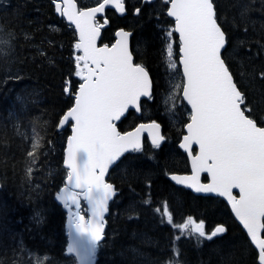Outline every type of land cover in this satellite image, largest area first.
I'll use <instances>...</instances> for the list:
<instances>
[{"label":"trees","instance_id":"trees-1","mask_svg":"<svg viewBox=\"0 0 264 264\" xmlns=\"http://www.w3.org/2000/svg\"><path fill=\"white\" fill-rule=\"evenodd\" d=\"M215 3L230 41L224 57L250 105L249 115L264 126V82L258 77L264 68V0ZM108 19L104 43L112 44L119 28L134 32L136 60L154 81V98L144 103L146 117L163 124L167 140L159 149L129 155L112 174L119 195L96 264H259L258 253L224 202L195 197L168 178L188 166L178 149L182 125L178 128L160 107L166 15L146 5L138 16L131 11L119 18L108 12ZM0 27L6 41L0 44V263L23 264V255L31 251L45 262L75 264L66 256V215L54 196L68 172L64 150L70 130L59 133L58 122L74 103L63 89L66 83L78 89L81 82L74 75L75 56L81 55L75 50L77 35L57 15L52 0L0 2ZM17 75L19 79L12 78ZM141 119L131 113L121 129L135 128ZM34 143L39 147L30 157ZM165 207L174 224L191 218L206 223V232L224 226L227 233L198 242L191 225L181 233L167 223ZM19 252L24 254L17 257ZM29 262L34 264L32 257Z\"/></svg>","mask_w":264,"mask_h":264},{"label":"snow or ice","instance_id":"snow-or-ice-1","mask_svg":"<svg viewBox=\"0 0 264 264\" xmlns=\"http://www.w3.org/2000/svg\"><path fill=\"white\" fill-rule=\"evenodd\" d=\"M147 2L152 3L153 0ZM160 2L170 5L166 14L174 20V26L162 33L167 68L176 73L178 63L182 66L183 77L182 83H173V91L163 102L168 111L174 110L178 98L186 101V108L190 106L187 134L183 135L179 147L188 153L192 175L182 178L173 175L171 179L196 193L225 198L259 250V264H264V238H261L264 232V126H258L251 115H246L251 111L250 105L234 82L230 66L223 56L230 41L219 22L215 0ZM106 6L121 14L125 12V0H103L97 7L79 12L75 11L72 0H63V7L56 3V11L75 26L79 34L75 50L82 52V55L75 56L74 75L81 81L78 89H71L68 83L63 89L73 97L74 103L58 122L60 128L70 127L72 135L67 140L64 161L69 169L67 187L63 190L66 195L57 199L70 213V205L75 206L69 227L92 245V252L87 256L89 260L103 239L104 213L108 210V202L116 195L113 185L104 180L109 167L121 160L125 153L143 151L142 131H148L153 149H159L166 139L159 132L160 125L155 122L142 123L134 131L124 134L117 130V122L130 109L141 112L143 104L154 98V92L148 71L144 66L133 63V55L129 51L131 32L117 31L116 42L111 47H97L101 28L107 20L99 23L96 17L98 13L105 12ZM140 11L139 7L135 9L137 15ZM3 31L0 27V33ZM174 33L179 37L176 41L178 61L174 59ZM3 43L6 41L0 37V44ZM258 77L264 82V68ZM12 78L19 79V76ZM193 145L198 146V154H193ZM38 147L39 144L34 143L28 156H35ZM31 172L29 168L28 173ZM201 173L208 174L210 183L200 182ZM69 189L72 191L67 195ZM234 189L238 190V198L233 194ZM81 199L91 213L86 235ZM164 215L167 223L179 228L181 233L189 230L191 225V232L201 238L198 241L201 243L212 241L227 231L225 227L217 226L206 232L203 221L196 223L191 218L185 223L174 224L166 207ZM67 251L75 253L82 261L86 258V253L75 243Z\"/></svg>","mask_w":264,"mask_h":264},{"label":"water","instance_id":"water-1","mask_svg":"<svg viewBox=\"0 0 264 264\" xmlns=\"http://www.w3.org/2000/svg\"><path fill=\"white\" fill-rule=\"evenodd\" d=\"M72 2L75 4V6H76V8H75V11H77V12H79L80 11V8H79V5H78V3L76 2V0H72ZM56 3H60L61 5H62V7H63V0H55V5H56ZM108 9H110V10H116L115 8H113V7H111V6H106V8H105V12L103 13V14H100V13H98L97 14V17H99V16H101V15H104L106 12H107V10ZM87 10H89V9H85V10H83V11H87ZM120 16H124L125 14H126V10H125V12H124V14H121V13H119L118 11H116ZM58 13V12H57ZM58 15L59 16H61L59 13H58ZM61 17H64L65 19H66V21L69 23V21H68V19H67V17L66 16H61ZM96 17V18H97ZM173 19V18H172ZM70 24V23H69ZM74 26V25H73ZM103 28H105V26L103 27ZM103 28H101V32H100V36L98 37V39H97V42H96V44H97V47H98V43H99V41H100V39H101V37H102V29ZM125 31V30H124ZM79 35V34H78ZM133 35V34H132ZM132 35L129 37V51L132 53V46H131V42H132ZM226 37H227V35H226ZM132 55H133V53H132ZM133 63L135 64V57H134V55H133ZM149 76H150V74H149ZM150 78H151V76H150ZM151 80H152V78H151ZM234 82H235V80H234ZM143 99H145V98H142V100ZM129 111H135V110H133V109H130ZM129 113V112H128ZM128 113H126V115H125V117L128 115ZM139 113H141V112H139ZM123 120V118L120 120V121H118L117 123H119V122H121ZM160 125V124H159ZM67 128V126H65L64 128H60L59 127V131H63L64 129H66ZM117 130L118 131H120L119 130V128L117 127ZM134 131V130H133ZM159 132H160V134L161 135H163V131H162V127H161V125H160V129H159ZM186 132H187V129H186ZM145 135H148V137H149V134H148V131H142V133H141V138H142V146H144V137H145ZM150 139V138H149ZM183 142V139H182V141H181V143ZM194 148H197L198 149V146H196V145H193V150H194ZM181 149V148H180ZM184 153H186V154H188L187 152H185L184 151V149H181ZM199 150V149H198ZM199 152V151H198ZM127 154H129V153H125V155H127ZM194 154V153H193ZM198 154V153H197ZM66 155H67V150H66ZM124 155V156H125ZM123 156V157H124ZM122 158V157H121ZM188 158H189V156H188ZM118 162V161H117ZM116 162V163H117ZM189 163H190V167H191V171H192V166H191V160H190V158H189ZM66 166V165H65ZM114 165H112V166H110L109 167V170H108V172L106 173V175H105V177H104V180H105V182L107 183V177H108V175H109V172H110V170H111V168L113 167ZM67 168V167H66ZM174 175H176V176H178V177H184V176H190V175H192V172L190 173V174H174ZM203 175H208L207 173H201L200 174V182L201 183H204L203 182ZM173 176V175H172ZM170 180L175 184V185H177V186H180V187H183V188H185V189H187V190H189V191H191L193 194H195V195H197V196H204V197H207V196H214V197H219V196H217V195H215V194H207V193H196V192H194L192 189H189V188H186L183 184H177L175 181H173L172 179H171V177H170ZM207 183H210V177H209V182H207ZM113 188H114V186H113ZM78 190V189H77ZM114 190H115V188H114ZM115 192H116V190H115ZM235 192H237L238 193V190L237 189H234L233 190V194L235 195ZM70 193L71 192H69L67 195H70ZM239 194V193H238ZM64 195H66L64 192H63V195L62 196H64ZM220 198H222L227 204H228V206L230 207V209H231V205L227 202V200L225 199V198H223V197H220ZM237 198H238V196H237ZM115 199V196L113 197V199H111L109 202H108V210L104 213V231H103V239L100 241V243L101 242H103V240H104V234H105V231H106V218H107V216L109 215V207H110V204H111V202L113 201ZM60 201V200H59ZM60 203L61 204H63L61 201H60ZM64 205V204H63ZM231 211H232V209H231ZM232 213H233V215H234V217L236 218V216H235V213L232 211ZM90 216H91V213H90ZM236 220L238 221V223H240V221L236 218ZM90 221H91V217H90ZM84 224H85V226H84V233H85V235L87 234V232H88V228H89V226H90V222H89V224H86L85 222H84ZM240 225L243 227V225L240 223ZM244 229V228H243ZM245 230V232L247 233V230L246 229H244ZM72 231V230H71ZM249 237V236H248ZM261 238H264L263 237V232L261 233ZM249 239H250V241H251V238L249 237ZM76 244L80 249H81V251H83V252H85L86 253V258H85V260L84 261H82V259L81 258H79V257H77L76 256V254L75 253H72V254H69L68 253V251H67V254L68 255H73V256H75L77 259H78V261H79V264H94V258H95V255H96V250L97 249H95V254H94V256H92L91 257V260H89L88 258H87V256L88 255H90L91 254V252H92V245L85 239V238H83V237H81L80 235H78V234H75L74 233V231H72V234H70V238H69V245H68V247H67V250H68V248L70 247V246H72L73 244ZM99 243V244H100ZM253 244V243H252ZM253 246L256 248V246H255V244H253ZM257 249V248H256ZM258 250V249H257ZM259 251V250H258Z\"/></svg>","mask_w":264,"mask_h":264},{"label":"rangeland","instance_id":"rangeland-1","mask_svg":"<svg viewBox=\"0 0 264 264\" xmlns=\"http://www.w3.org/2000/svg\"><path fill=\"white\" fill-rule=\"evenodd\" d=\"M97 1H99V0H97ZM171 27H172L171 25L165 26L163 29V32L164 33L167 32L168 30H170ZM172 42H173V48H174V59L177 60L178 44L176 43V39L174 37V34H173ZM165 52H166V47H165ZM164 61H165V58H164ZM165 65L167 67V56H166ZM177 67H178V64H177ZM165 74H166V75H164L165 76V81H164L165 88L161 93L162 103H161L160 107L162 109V113L168 114L171 118H173L176 121L175 125L179 128L180 124L178 122L184 121L189 116L188 111H187L188 109L185 107V105L181 101V99L178 98L177 99V106L174 108V110L168 111L167 106L164 104L163 101H164L165 97L167 95H169L171 91H173V83H175V84L182 83L183 77H182V74L180 71H177L176 73H171V71L168 68H166ZM178 115H179V117L177 118ZM176 118H177V120H176ZM178 149H179V147H178ZM195 222L199 223L198 221H195ZM28 253L29 254L27 257L24 256L23 255L24 253H22V252H19L17 254V257H20L23 255V257H22V262H24L23 264H31L29 262L30 257H32V259H33L32 263H34V264H74L73 262H69V260H67L66 262L56 261V262L49 263V262H45V260H47V258L39 257L36 254L31 253L29 251H28ZM18 264H21V263L18 262ZM75 264H77V262H75Z\"/></svg>","mask_w":264,"mask_h":264},{"label":"flooded vegetation","instance_id":"flooded-vegetation-1","mask_svg":"<svg viewBox=\"0 0 264 264\" xmlns=\"http://www.w3.org/2000/svg\"><path fill=\"white\" fill-rule=\"evenodd\" d=\"M194 153H196V149H194ZM188 171L190 172V165H189V167L186 169V172H188ZM189 172H188V173H189Z\"/></svg>","mask_w":264,"mask_h":264}]
</instances>
